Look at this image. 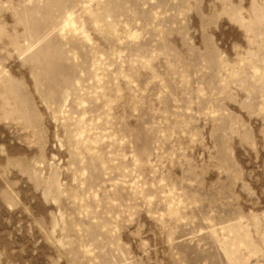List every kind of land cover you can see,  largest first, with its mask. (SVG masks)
<instances>
[{"label":"rangeland","instance_id":"374dc122","mask_svg":"<svg viewBox=\"0 0 264 264\" xmlns=\"http://www.w3.org/2000/svg\"><path fill=\"white\" fill-rule=\"evenodd\" d=\"M0 264H264V0H0Z\"/></svg>","mask_w":264,"mask_h":264}]
</instances>
